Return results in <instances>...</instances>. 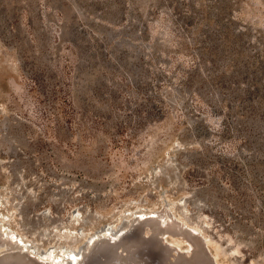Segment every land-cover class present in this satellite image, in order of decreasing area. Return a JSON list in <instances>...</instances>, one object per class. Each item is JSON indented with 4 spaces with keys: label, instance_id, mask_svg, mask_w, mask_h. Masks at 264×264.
Wrapping results in <instances>:
<instances>
[{
    "label": "rangeland",
    "instance_id": "374dc122",
    "mask_svg": "<svg viewBox=\"0 0 264 264\" xmlns=\"http://www.w3.org/2000/svg\"><path fill=\"white\" fill-rule=\"evenodd\" d=\"M165 206L264 264V0H0V222L45 264Z\"/></svg>",
    "mask_w": 264,
    "mask_h": 264
},
{
    "label": "bare ground",
    "instance_id": "6f19581e",
    "mask_svg": "<svg viewBox=\"0 0 264 264\" xmlns=\"http://www.w3.org/2000/svg\"><path fill=\"white\" fill-rule=\"evenodd\" d=\"M167 210L169 211L170 209L165 206L159 211H147L137 214L129 219L124 226L119 227L120 229H118L116 234L106 232V228H104L90 237L79 255L73 252H67L65 254L62 250L51 251L53 249H50L51 252L48 250L50 252V259L45 264H150L153 258L149 260L150 253L144 251V247H141L140 242V245H138L139 240L134 241L132 226L136 225L138 221H149L153 223L154 220H158L157 217H159V214L165 215L164 219H160L163 227L155 230L157 244L155 243L156 245L150 248H166L167 250H172L171 247L164 244L165 235L168 233L182 234L189 242V247L185 252L178 249L179 258L177 264H213L211 258L206 253V249L203 247V239L201 237V239L199 238L196 232L197 230L187 228L183 221L173 215L171 216L165 213ZM168 213H172L171 210ZM16 232L0 222V264H41L36 261L34 255L30 252L29 245ZM135 233L137 232L135 231ZM139 239L141 240L143 238ZM147 240L145 239L146 242H143L144 240L141 241L146 245L148 243ZM161 257L166 258V256ZM159 259L161 258H158V261H160Z\"/></svg>",
    "mask_w": 264,
    "mask_h": 264
},
{
    "label": "water",
    "instance_id": "95a60500",
    "mask_svg": "<svg viewBox=\"0 0 264 264\" xmlns=\"http://www.w3.org/2000/svg\"><path fill=\"white\" fill-rule=\"evenodd\" d=\"M158 218V220H154V222L152 223V222H149L150 224H153V225H151V227L154 229V230H157V229H159V227H163L162 225L163 224H161V220L160 219H164L165 218V215H163V214H159V217H157ZM138 222H140V221H138ZM138 230H139V228H138ZM117 245V244H116ZM115 245V246H116ZM83 250V247H82V249H81V251Z\"/></svg>",
    "mask_w": 264,
    "mask_h": 264
}]
</instances>
